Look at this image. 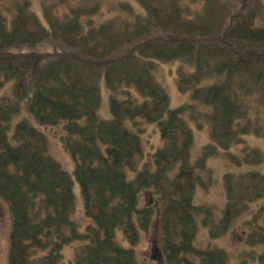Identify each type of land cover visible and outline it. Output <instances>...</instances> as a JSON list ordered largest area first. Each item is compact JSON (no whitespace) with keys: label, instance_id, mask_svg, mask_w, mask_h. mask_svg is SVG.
<instances>
[{"label":"trees","instance_id":"1","mask_svg":"<svg viewBox=\"0 0 264 264\" xmlns=\"http://www.w3.org/2000/svg\"><path fill=\"white\" fill-rule=\"evenodd\" d=\"M134 1L141 8L121 1L101 24L94 18L104 13L102 0H61L42 16L32 0L0 9L7 264H67L64 249L75 243L69 264H143L136 248L149 234L161 253L150 264H264V173L246 168L264 164V151L246 139L264 138L263 0ZM172 62L191 98L176 108L156 75ZM22 113L40 127H63L73 175L52 157L47 134L27 118L16 122ZM140 121L157 124L162 147L146 152ZM205 129L210 140L194 158L195 132ZM219 155L231 164L221 210L195 203L197 190L212 186L208 162ZM75 181L85 229L74 219ZM247 214L250 250L240 263L224 248L196 246L200 226L215 240Z\"/></svg>","mask_w":264,"mask_h":264},{"label":"rangeland","instance_id":"2","mask_svg":"<svg viewBox=\"0 0 264 264\" xmlns=\"http://www.w3.org/2000/svg\"><path fill=\"white\" fill-rule=\"evenodd\" d=\"M60 1L61 0H32V7L38 15L42 16L45 7H53V5L59 6ZM121 1L129 0H102L104 13L94 18L96 24H101L111 17L115 16L116 5ZM130 1L141 8L134 0ZM260 3L261 2L258 3V6ZM7 5H9L8 0H0V9L6 7ZM55 9L57 12H65L66 10L64 7H57ZM179 64L180 62L160 63L156 69V75L158 79L166 88L171 97V105L173 108L191 102L189 93H182L178 88L176 77ZM11 86L12 84H8L2 91V94L10 93ZM102 87L104 92V100L101 112L104 117H109L110 100L108 90L104 81L102 82ZM27 101L28 100H25L23 102V106L27 103ZM21 118H27L33 125L41 129L45 134L48 135V138L50 140V153L52 157L57 160L67 172L73 175L75 171V161L71 154L63 147V143L61 141V136L65 132L63 127H40L31 115L29 116L25 113H22V115L16 119V122ZM137 129L141 131V134L143 136L146 152H153L159 147L163 146V141L161 140L160 131L157 127V124L140 121V125ZM195 135L196 142L193 151L194 158H196L200 154L203 146H205L209 142V129H205L202 131L196 130ZM246 139L252 147L259 148L261 151H264L263 137L250 135L247 136ZM208 163L213 173L214 182L211 187H208L209 189L199 188L197 190L195 203H197L198 205L212 206L221 210L224 208L226 203V191L224 188L222 176L227 171L231 170V164L222 155L211 158ZM246 168L264 173V164L257 166H246ZM74 192L76 196L77 209L74 214V219L82 226V229H85L86 225L89 223V220L87 219V217H85L82 191L79 183L76 181L74 184ZM261 202L264 203V199H262ZM247 219H249L248 214L237 223H235L228 234L215 240L210 238L208 228L200 226L199 233L195 242L196 246L203 249H206L210 246L224 248L230 252L232 261L234 263H240L243 256H245L244 252L250 250L246 243L248 229L244 226V222ZM11 231L12 218L9 207L4 205L3 203H0V264L8 263ZM119 235L121 236V232ZM153 242L154 236L152 234H149L148 236L143 238V241H141L136 248L138 252V258L143 264H150L149 258L154 252ZM123 244L129 245L127 242ZM79 245V243H75L67 246L64 249V256L67 264L74 260L75 252ZM255 249L257 250V252H260L263 248L257 247Z\"/></svg>","mask_w":264,"mask_h":264},{"label":"water","instance_id":"3","mask_svg":"<svg viewBox=\"0 0 264 264\" xmlns=\"http://www.w3.org/2000/svg\"><path fill=\"white\" fill-rule=\"evenodd\" d=\"M156 250L158 251V248Z\"/></svg>","mask_w":264,"mask_h":264}]
</instances>
